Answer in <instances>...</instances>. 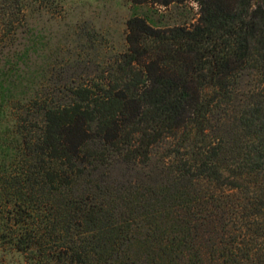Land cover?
<instances>
[{
	"label": "trees",
	"instance_id": "trees-1",
	"mask_svg": "<svg viewBox=\"0 0 264 264\" xmlns=\"http://www.w3.org/2000/svg\"><path fill=\"white\" fill-rule=\"evenodd\" d=\"M53 1L0 0L11 245L37 264H264V0H195L167 29L134 15L94 77L31 22Z\"/></svg>",
	"mask_w": 264,
	"mask_h": 264
},
{
	"label": "rangeland",
	"instance_id": "rangeland-1",
	"mask_svg": "<svg viewBox=\"0 0 264 264\" xmlns=\"http://www.w3.org/2000/svg\"><path fill=\"white\" fill-rule=\"evenodd\" d=\"M53 2L51 5H41L40 9L35 11L31 22L38 32L50 38L51 52L60 46L61 54H70L74 58L73 61L79 59L82 62L78 63L82 68H79V71L87 67L93 77L98 73V67L109 64L117 54L127 50V21L132 16L143 17L160 29L181 24L191 25L200 17V5L195 0L171 2L168 5L158 0L141 3L132 0ZM3 155V150H0V163H8L9 157L6 160ZM2 174L0 170V175ZM6 199L4 197V204ZM0 208H4V212H0V264H37L36 261H31L27 254L11 245V237L16 235V232L12 231L13 221L6 223L3 217L10 215L8 210L12 209V203H6Z\"/></svg>",
	"mask_w": 264,
	"mask_h": 264
}]
</instances>
